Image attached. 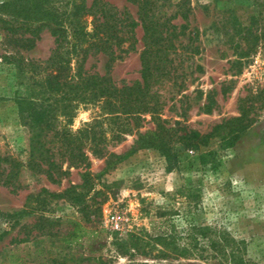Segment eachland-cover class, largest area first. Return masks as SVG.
I'll use <instances>...</instances> for the list:
<instances>
[{"label":"rangeland","instance_id":"rangeland-1","mask_svg":"<svg viewBox=\"0 0 264 264\" xmlns=\"http://www.w3.org/2000/svg\"><path fill=\"white\" fill-rule=\"evenodd\" d=\"M13 1L0 0V17L17 16L11 7H1ZM50 1L63 9L61 0ZM105 1L137 18L136 5L127 0ZM154 2L157 14L176 26L171 70L161 84L160 117L165 124L179 121L207 133L232 117L251 123L236 128L239 138L231 146L226 142L230 125L204 146L176 143L171 162L157 148L136 142L135 130L120 142L107 144L105 156L89 153L90 185L99 192L95 195L91 188L84 199L89 204L104 201L97 213L89 209L87 220L81 218V202L72 198L86 191L80 177L83 169L70 167L55 182L21 167L15 184L0 183V264H264V0ZM135 36V49L121 52L109 68L102 53L90 56L85 67L100 74L108 71L118 86L139 80L140 25ZM53 46L47 29L37 36L12 34L0 21V150L23 164L30 134L20 123L14 100L16 91L26 86V75L18 78L17 64L43 61ZM96 114V107L80 109L72 129ZM153 129L150 116L144 115L138 130ZM209 151L215 154H205ZM42 188L56 195L40 193ZM156 208L167 213L168 223L162 229L172 230L177 243H197L190 254L167 259L120 254L112 242L113 231L121 235L149 227L157 231L150 220L162 219L144 215V209L153 213ZM69 219L80 220L89 231L104 230L97 237L91 232L66 242ZM192 223L211 231L191 240ZM221 234L233 241L225 243ZM211 240L229 243L226 252L211 247ZM231 248L238 249L234 259Z\"/></svg>","mask_w":264,"mask_h":264},{"label":"trees","instance_id":"trees-1","mask_svg":"<svg viewBox=\"0 0 264 264\" xmlns=\"http://www.w3.org/2000/svg\"><path fill=\"white\" fill-rule=\"evenodd\" d=\"M136 5L137 18L130 16L124 8L119 10L114 4L105 0H61L60 10L50 0H34L25 3L23 0L6 2L1 7H11L17 16L0 17V21L12 34L29 33L37 36L47 29L53 37L54 46L50 55L43 61L19 62L18 78L26 75V86L16 91L15 101L20 111V123L28 129L27 158L25 164L10 152L0 150V183L13 185L17 182L18 172L25 166L36 173L45 174L50 180L59 182L60 177L70 167L81 168L80 177L86 187L82 193H74L72 198L80 201L81 218L88 219L89 209L92 213L100 210L104 200L89 204L84 196L92 188L90 185L89 153L95 157L105 156L106 145L120 142L124 136L136 131L137 139L143 146L157 148L167 162L175 159L174 144L186 146H204L218 131L230 125L228 146L239 138L240 130L251 121H244L241 116L232 117L216 124L211 131L200 133L188 128L179 121L167 126L160 113L162 83L170 73L172 58L170 52L175 50L172 38L175 37V24L170 18H164L156 12L154 0H127ZM22 15V19H18ZM142 28V48L139 53L140 79L130 84L116 85L109 76L91 72L85 67L90 56L98 53L108 57L107 67L121 52L135 49L137 38L135 29ZM20 86L23 84L20 81ZM96 107L97 114L90 122L77 129L72 123L80 109ZM149 115L154 124L153 130L139 131L144 115ZM246 122V123H244ZM103 123H106L103 125ZM205 154H215L209 151ZM118 158H122L118 155ZM47 192L42 188L40 193ZM56 195L55 193H49ZM94 197V196H93ZM144 209V215H154L161 221L150 220L154 227L139 231H126L123 235L113 231L112 242L120 254L131 256L135 253L152 258H175L190 254L196 246L177 243L176 235L167 224L165 211L156 208ZM168 218V219H167ZM152 221V222H151ZM71 229L65 236L66 242L76 241L82 236H99L104 228L89 231L80 220L69 219ZM150 225V226H151ZM191 240L205 237L210 227L190 224ZM227 243L232 238H219ZM218 240H211V247L226 252V245ZM192 246V247H191ZM237 248L230 249L234 259ZM226 254V253H225ZM232 264H244L242 261Z\"/></svg>","mask_w":264,"mask_h":264}]
</instances>
